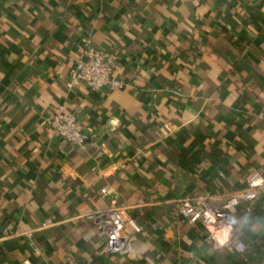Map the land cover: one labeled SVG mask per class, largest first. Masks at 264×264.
I'll return each mask as SVG.
<instances>
[{
    "label": "crops",
    "instance_id": "crops-1",
    "mask_svg": "<svg viewBox=\"0 0 264 264\" xmlns=\"http://www.w3.org/2000/svg\"><path fill=\"white\" fill-rule=\"evenodd\" d=\"M85 38L120 56L124 89H68ZM60 105L84 148L42 125ZM255 170L264 0H0V264H264V192L227 211L243 255L179 209ZM111 207L143 231L107 256L88 215Z\"/></svg>",
    "mask_w": 264,
    "mask_h": 264
},
{
    "label": "built area",
    "instance_id": "built-area-1",
    "mask_svg": "<svg viewBox=\"0 0 264 264\" xmlns=\"http://www.w3.org/2000/svg\"><path fill=\"white\" fill-rule=\"evenodd\" d=\"M120 56L115 52L97 49L91 38L83 40V55L71 70L67 87L73 90L84 85L91 92L101 90L118 91L125 87L123 81L114 77ZM43 126L51 127L66 143L72 147L84 148L88 137L80 126L77 116L66 110L64 105L58 107L55 115L45 117ZM108 187L101 190L107 195ZM264 192V176L262 170H255L247 179V188L222 196L218 201L207 197L185 199L180 202L181 214L192 223H201L208 230L224 231L230 235L228 245L239 255L247 251V247L236 235L237 228L228 218L227 211L238 206L241 201L253 202ZM88 218L96 231L105 241L107 256L122 253L130 236H137L143 228L133 218L127 216L120 208L111 207L90 213ZM13 232V224H8L5 234ZM213 232V231H211ZM213 233H211L212 235ZM214 236V235H213ZM29 245L34 252L38 248L28 236ZM24 264H33L25 260Z\"/></svg>",
    "mask_w": 264,
    "mask_h": 264
},
{
    "label": "trees",
    "instance_id": "trees-1",
    "mask_svg": "<svg viewBox=\"0 0 264 264\" xmlns=\"http://www.w3.org/2000/svg\"><path fill=\"white\" fill-rule=\"evenodd\" d=\"M53 115H55V114H53ZM135 220V219H134ZM136 221V220H135ZM137 222V221H136ZM138 223V222H137ZM139 224V223H138ZM140 225V224H139Z\"/></svg>",
    "mask_w": 264,
    "mask_h": 264
}]
</instances>
